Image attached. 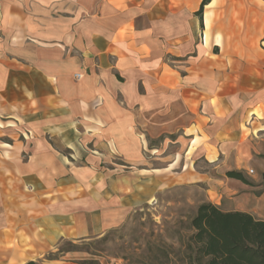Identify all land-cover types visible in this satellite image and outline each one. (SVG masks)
Returning <instances> with one entry per match:
<instances>
[{"label":"crops","instance_id":"0c3cea01","mask_svg":"<svg viewBox=\"0 0 264 264\" xmlns=\"http://www.w3.org/2000/svg\"><path fill=\"white\" fill-rule=\"evenodd\" d=\"M201 1L0 0V115L16 116L0 127L21 132L3 145L23 164L18 177L0 173V264L35 261L86 231L78 210L58 209L79 195L81 171L61 181L56 143L71 160L138 166L157 152L149 140L181 132L216 169L190 176L212 192L217 173L250 165L241 123L264 126V0H210L200 16ZM157 170L138 173L157 186Z\"/></svg>","mask_w":264,"mask_h":264},{"label":"rangeland","instance_id":"374dc122","mask_svg":"<svg viewBox=\"0 0 264 264\" xmlns=\"http://www.w3.org/2000/svg\"><path fill=\"white\" fill-rule=\"evenodd\" d=\"M164 27L163 24L161 28ZM256 112L260 115L257 108ZM14 117L2 114L0 123L2 126L13 124L16 122ZM261 126L251 121L246 127L245 122L241 123L244 136H252L254 140L248 148L254 158L242 171L251 183L227 180L224 174L217 173L216 192L210 191L208 180L190 177L195 171L214 175L216 169L206 161L202 148L187 149L189 139L184 138L181 132L171 137L149 140L157 147V152L149 153V149L147 153L152 155H148L147 163L138 166L124 163L118 158H112L110 162H88L82 156L71 160L75 158L73 150L61 148L56 143L66 161L63 165L59 162L54 165L46 163L44 174L47 171L51 174L53 165L60 170L63 176L61 181H64L69 168L81 171L79 195L73 202L63 203L58 209L61 212L78 210V216L86 223V231L79 230L77 236L62 238L46 252H39L35 262L80 264L82 261L96 260L99 264H172L183 255L182 244L190 232L189 221L197 206L211 199L221 200L219 207L222 209H237L264 220V184L261 179L264 171V129L252 131ZM13 131L19 135L0 127V173L11 176L12 172L18 177L15 165L20 167L23 164L9 162L6 151L10 147L3 145L12 137L15 140L22 138L19 130L13 128ZM49 141L53 142L52 139ZM28 150L25 147L24 160ZM177 155V163L170 166ZM31 165V169L37 166ZM230 165L232 163L226 164ZM146 168L158 169L155 171L157 186L139 176L138 171ZM33 180L37 181L36 178ZM5 186L4 179L0 178V187ZM228 189L232 191L229 195L224 193ZM19 245L33 247L28 241Z\"/></svg>","mask_w":264,"mask_h":264},{"label":"trees","instance_id":"16d2710c","mask_svg":"<svg viewBox=\"0 0 264 264\" xmlns=\"http://www.w3.org/2000/svg\"><path fill=\"white\" fill-rule=\"evenodd\" d=\"M210 0H202L196 14ZM225 175L249 184L239 170ZM264 184V171L261 173ZM190 232L182 248L183 255L172 264H264V220L243 211H223L210 201L201 202L189 221ZM25 264H37L28 261ZM80 264H99L96 260Z\"/></svg>","mask_w":264,"mask_h":264},{"label":"built area","instance_id":"2783aa9c","mask_svg":"<svg viewBox=\"0 0 264 264\" xmlns=\"http://www.w3.org/2000/svg\"><path fill=\"white\" fill-rule=\"evenodd\" d=\"M75 77H80V74H75Z\"/></svg>","mask_w":264,"mask_h":264}]
</instances>
